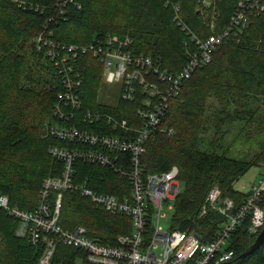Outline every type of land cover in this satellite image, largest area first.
<instances>
[{"label":"trees","instance_id":"16d2710c","mask_svg":"<svg viewBox=\"0 0 264 264\" xmlns=\"http://www.w3.org/2000/svg\"><path fill=\"white\" fill-rule=\"evenodd\" d=\"M56 1L0 0V194L23 210L33 209L43 178L61 173L62 161L51 156L49 146H74L47 134V124L65 123L53 114L62 87L46 47L36 49L35 36L45 31L52 39L75 44L105 34L128 36L127 49L133 55L160 57L163 66L176 71L192 47L178 21L204 39L228 26L239 0H80V7L66 6L62 13ZM259 1L263 8L250 11L246 23L231 30L215 47L211 60L184 80L160 124L172 127V132L154 130L140 159L144 177L177 166L182 189L175 196L170 228L192 227L203 241L213 238L223 219L214 211L198 218L208 190L216 185L222 196L239 206L247 192L235 189L234 182L251 166L264 165V0ZM79 61L84 66L79 111L99 109L137 125L136 108L145 95L142 88H137L132 101L98 102L102 81L98 58L83 55ZM235 124L246 130L241 138L248 137L253 127L263 133L257 149L242 159L228 157L220 149V137ZM81 126L98 129L95 124ZM110 128L103 127V132L119 133ZM74 166L75 177L87 179L95 190L120 196L131 191L128 178L111 168L84 161ZM262 197L264 208V191ZM61 200L60 223L66 229L81 225L89 236L107 244H114L118 234L130 232L128 216L110 215L77 191L62 192ZM16 225V219L0 209V263L37 264L42 245L18 237ZM255 237L247 233L246 223L238 226L229 237L233 257L224 264H264V242L241 256ZM71 252L59 245L52 264L69 260Z\"/></svg>","mask_w":264,"mask_h":264},{"label":"built area","instance_id":"2783aa9c","mask_svg":"<svg viewBox=\"0 0 264 264\" xmlns=\"http://www.w3.org/2000/svg\"><path fill=\"white\" fill-rule=\"evenodd\" d=\"M80 5V0L56 1L60 13L66 6ZM262 8L259 0H239L228 26L204 39L178 21L186 29L192 47L187 49V59L176 71L163 66L160 57L133 55L127 49L131 43L128 36L116 38L105 34L86 44L58 41L47 36L45 31L35 36L36 49L46 47V55L62 87L53 103V114L65 123L47 124V134L74 145L49 146L51 156L62 161L61 173L42 179L33 209L23 210L11 205L8 197L0 194V209L17 221L15 234L33 245H42L37 264H52L59 245L72 249L67 255L69 260H61L60 264H224L233 257V249L228 248L229 237L238 226L246 223L247 233L257 236L264 227V208L261 206L264 169L239 206L232 198L222 196L216 185L208 190L198 218L214 211L223 219L213 238L203 241L192 227L164 230L159 225L163 209L174 204L179 186L178 168L173 165L166 171L144 177L140 159L154 130L172 132V127L160 124L184 80L197 67L211 60L215 47L231 30L246 23L250 11ZM185 44L189 46L187 42ZM83 55L98 58L103 81L119 85L118 99L132 101L137 88H142L145 95L136 108L137 125H130L126 119L99 109L79 111L84 68L79 58ZM85 123L95 124L98 129L82 127ZM105 126L119 133H105ZM76 161L96 163L126 176L131 184L130 193L120 196L93 189L87 179L75 177ZM65 191H77L110 215L128 216L130 232L118 234L114 244H107L89 236L81 225L64 228L60 223V211L61 194Z\"/></svg>","mask_w":264,"mask_h":264},{"label":"rangeland","instance_id":"374dc122","mask_svg":"<svg viewBox=\"0 0 264 264\" xmlns=\"http://www.w3.org/2000/svg\"><path fill=\"white\" fill-rule=\"evenodd\" d=\"M210 0H206L205 2L208 3ZM47 76H50L51 73H46ZM119 95V85L117 83H107L105 81H101L97 100L98 102L115 105L117 103ZM261 111H263L264 115V106L261 107ZM249 135H245L241 138V133L245 132L246 130L243 129L239 130V126L235 124V128L230 126L229 129L223 133L220 137L221 151L226 150L225 154L228 157L242 159L246 155H249L254 150L257 149V141L263 133L259 131L256 127L249 129ZM212 132L210 131L207 137L204 138V149L208 147V141ZM238 135V136H237ZM264 169V165L257 164L251 166L243 175H241L235 182L234 188L241 191H247L248 188L252 183H254L257 178L260 176ZM182 189V185L179 184L178 191ZM173 203V202H172ZM163 215L159 218V225L164 229L167 230L171 227L172 218L174 215L173 206L171 208H164L162 211Z\"/></svg>","mask_w":264,"mask_h":264},{"label":"water","instance_id":"95a60500","mask_svg":"<svg viewBox=\"0 0 264 264\" xmlns=\"http://www.w3.org/2000/svg\"><path fill=\"white\" fill-rule=\"evenodd\" d=\"M263 242H264V227L257 234L253 243L244 252L241 253V256H245V255L251 253L256 248H258Z\"/></svg>","mask_w":264,"mask_h":264}]
</instances>
